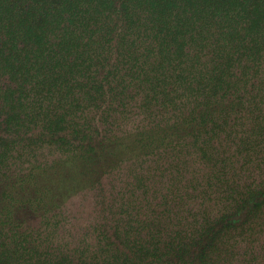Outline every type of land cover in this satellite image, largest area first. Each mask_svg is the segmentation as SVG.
Wrapping results in <instances>:
<instances>
[{"label": "trees", "instance_id": "obj_1", "mask_svg": "<svg viewBox=\"0 0 264 264\" xmlns=\"http://www.w3.org/2000/svg\"><path fill=\"white\" fill-rule=\"evenodd\" d=\"M0 264H264V0H0Z\"/></svg>", "mask_w": 264, "mask_h": 264}, {"label": "rangeland", "instance_id": "obj_2", "mask_svg": "<svg viewBox=\"0 0 264 264\" xmlns=\"http://www.w3.org/2000/svg\"><path fill=\"white\" fill-rule=\"evenodd\" d=\"M57 157L58 154L49 149L42 150L36 155L37 160L46 164H52ZM131 174L128 173L127 169H123L120 174L105 177L101 189L99 187L96 190H86L69 198L64 205L63 212L66 210V213L62 219H66L64 225L66 231H61L57 236L64 239L71 247L82 240L86 234L90 238L93 234L94 225H99L102 222L101 207L107 208L100 203L104 202L108 208H111L114 196L121 194L134 178V174ZM58 220L60 221V217ZM32 224L35 225V222Z\"/></svg>", "mask_w": 264, "mask_h": 264}]
</instances>
